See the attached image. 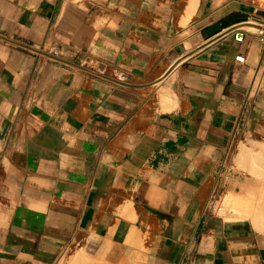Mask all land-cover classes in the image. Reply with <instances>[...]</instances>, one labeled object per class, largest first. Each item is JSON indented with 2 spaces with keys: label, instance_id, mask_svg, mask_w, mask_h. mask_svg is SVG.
Returning a JSON list of instances; mask_svg holds the SVG:
<instances>
[{
  "label": "crops",
  "instance_id": "1",
  "mask_svg": "<svg viewBox=\"0 0 264 264\" xmlns=\"http://www.w3.org/2000/svg\"><path fill=\"white\" fill-rule=\"evenodd\" d=\"M259 26L264 0H0V264H264Z\"/></svg>",
  "mask_w": 264,
  "mask_h": 264
},
{
  "label": "rangeland",
  "instance_id": "2",
  "mask_svg": "<svg viewBox=\"0 0 264 264\" xmlns=\"http://www.w3.org/2000/svg\"><path fill=\"white\" fill-rule=\"evenodd\" d=\"M86 253H87V255H86ZM74 254H76L75 255L76 256V259H75L76 263L74 262V264H77V262L80 263L79 260H77V258H79V259L81 258L80 259L81 260V263L80 264H82L83 260H84L83 264H101L102 262H103L102 264H111V263L107 262L103 258V256L100 253H98V252H93V251H78V252H74ZM74 254H70L71 255L70 257H72V255H74ZM88 255L91 256V257H89ZM70 257H68L66 260H64L63 261V264H73V263L70 262ZM89 258H90V260L88 261ZM97 259H99V260H97ZM136 264H139V262L136 263Z\"/></svg>",
  "mask_w": 264,
  "mask_h": 264
},
{
  "label": "built area",
  "instance_id": "3",
  "mask_svg": "<svg viewBox=\"0 0 264 264\" xmlns=\"http://www.w3.org/2000/svg\"><path fill=\"white\" fill-rule=\"evenodd\" d=\"M257 33L259 35H261V37L264 36V27H257L256 29ZM233 37L236 39V40H242L244 38V31L243 29H237L236 31L233 32ZM259 70V69H258ZM263 75H264V66L261 65L260 66V70L256 72V76L254 77V80L252 82L253 86L255 88H258L262 81H263Z\"/></svg>",
  "mask_w": 264,
  "mask_h": 264
},
{
  "label": "bare ground",
  "instance_id": "4",
  "mask_svg": "<svg viewBox=\"0 0 264 264\" xmlns=\"http://www.w3.org/2000/svg\"><path fill=\"white\" fill-rule=\"evenodd\" d=\"M235 160H236V159H235ZM234 162H235V161H234ZM236 162H237V161H236ZM253 163H254V162H253ZM255 163H257V162H255ZM257 164H259V163H257ZM263 164H264V163H263ZM255 165H256V164H255ZM257 166H258V165H257ZM263 166H264V165H263ZM260 169H262V165H261V168H260ZM260 169H259V170H260ZM263 170H264V169H263ZM263 170H262V171H263ZM259 172H261V171H259ZM252 173H253V172H252ZM259 174H260V173H259ZM261 175H262V172H261ZM128 210H129V209H128ZM83 251H84V250H83ZM69 255H70V254H69ZM75 255H76V254L72 255V257H70L71 255L69 256V257H70V262L73 263V264H74V262L76 263V261H75L76 256H75ZM83 255H84V254H83ZM86 255H87V253H86ZM77 256H78V255H77ZM88 256H89V255H88ZM79 257H80V256H79ZM82 257H83V256H82ZM89 257H91V256H89ZM97 258H98V257H97ZM101 258H102V257H101ZM80 259H81V258H80ZM80 259L77 258V260H79V262L81 263V260H80ZM95 259H96V258H95ZM86 260H87V259H86ZM89 260H90V258L88 259V261H89ZM97 260H99V259H97ZM100 261H101V260H100ZM83 262H84V260H83ZM83 262H82V264H83ZM85 262H86V261H85ZM80 263L77 262V264H80ZM87 263H88V262H87ZM102 263H103V262H102ZM102 263H101V264H102Z\"/></svg>",
  "mask_w": 264,
  "mask_h": 264
}]
</instances>
